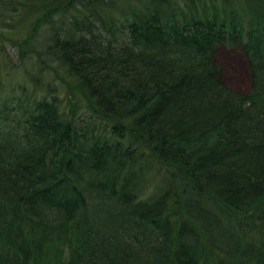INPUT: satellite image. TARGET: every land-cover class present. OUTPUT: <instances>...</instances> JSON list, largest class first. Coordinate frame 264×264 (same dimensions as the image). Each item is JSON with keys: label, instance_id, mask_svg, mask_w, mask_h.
<instances>
[{"label": "trees", "instance_id": "trees-1", "mask_svg": "<svg viewBox=\"0 0 264 264\" xmlns=\"http://www.w3.org/2000/svg\"><path fill=\"white\" fill-rule=\"evenodd\" d=\"M21 11L63 92L0 83V264H264V0H0Z\"/></svg>", "mask_w": 264, "mask_h": 264}, {"label": "rangeland", "instance_id": "rangeland-1", "mask_svg": "<svg viewBox=\"0 0 264 264\" xmlns=\"http://www.w3.org/2000/svg\"><path fill=\"white\" fill-rule=\"evenodd\" d=\"M35 20L33 14L28 11H21L9 19L0 18V83L4 93L34 92L36 96H40L39 88L45 90L48 83L60 93L63 92L62 85L54 83L51 79L52 74L47 72L42 64L40 66L36 64L35 59L40 56L39 48H36L38 46L27 44L24 51L26 53H22L17 47V44L28 36ZM39 32L42 33V29H39ZM20 58L24 59L22 64ZM215 61L222 68V78L226 85L239 92H245L249 88L248 67L237 48L219 45L215 50ZM32 75L35 82H31Z\"/></svg>", "mask_w": 264, "mask_h": 264}]
</instances>
